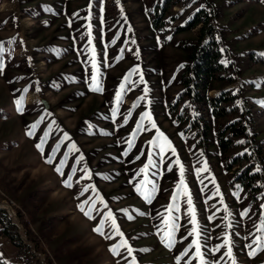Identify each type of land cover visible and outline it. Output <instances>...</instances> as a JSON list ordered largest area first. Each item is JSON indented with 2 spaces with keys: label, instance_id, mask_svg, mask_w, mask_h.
I'll use <instances>...</instances> for the list:
<instances>
[{
  "label": "rangeland",
  "instance_id": "1",
  "mask_svg": "<svg viewBox=\"0 0 264 264\" xmlns=\"http://www.w3.org/2000/svg\"><path fill=\"white\" fill-rule=\"evenodd\" d=\"M164 2L0 0V208L25 241L29 234L37 238L34 264H201L194 247L181 256L195 236H188L193 225L187 195L173 201L180 182L177 159L207 264H231L227 246L212 251L229 236L236 264H264V250L250 256L247 248L264 236L257 231L264 220V186L247 196L234 183L243 165L227 167L246 153L247 165L261 170L252 148L264 145V0H169L162 26L155 28ZM201 10L200 23L182 29ZM210 42L219 48L225 71L211 83L209 96L232 97L224 105L223 99L197 105L181 94L191 54ZM92 75L100 91L89 87ZM146 111L175 153L163 137L165 151L159 152L158 133L147 120L137 127ZM234 122L247 134L229 139L227 133L229 148L223 150L217 135ZM46 133L41 153L35 145ZM64 133L70 139L61 143ZM58 143L50 165L45 157ZM73 144L79 152H69ZM61 160L63 177L55 171ZM205 162L208 170L198 172ZM73 167L69 188L63 180ZM84 201L91 217L78 207ZM175 203L179 210H170ZM109 212L123 236L110 223L104 235L94 231ZM173 220L168 247L162 237ZM125 239L135 250L131 256L125 248L118 249L120 256L110 251ZM0 256L8 264L22 262L2 238Z\"/></svg>",
  "mask_w": 264,
  "mask_h": 264
},
{
  "label": "trees",
  "instance_id": "2",
  "mask_svg": "<svg viewBox=\"0 0 264 264\" xmlns=\"http://www.w3.org/2000/svg\"><path fill=\"white\" fill-rule=\"evenodd\" d=\"M169 0H165L162 6V13L154 19V27L159 28L162 26V19L167 11V5ZM203 10L199 11L182 29H192L199 24V15ZM202 30H206L202 28ZM211 31V29L209 30ZM191 58L193 64L188 68V71L182 76V84L185 86V90L181 93L183 96L191 97V100L197 105L206 104L207 101L217 102L222 100L223 105L229 102L232 97L219 95L218 97L211 98L209 96L211 83L216 79H222V75L225 71L224 65L220 62V50L218 47L212 46L201 48L197 53H192ZM225 109L224 106H221ZM246 130L243 126H240L238 122L229 124L223 131L218 133L217 138L219 145L223 150L229 148L227 139H233L236 137L246 136ZM210 129L208 125H205L204 135H208ZM228 133V138L224 135ZM228 139V140H229ZM254 141V140H252ZM256 158L261 162L260 171H255V164L247 165V154L235 156L234 159L229 162L228 168L235 165L242 164L243 168L235 176L234 183H237L241 189H243L247 196L255 197L254 193H258L264 186V145L257 144L253 148ZM239 163V164H238ZM0 238L6 240L8 243L16 247L18 257L22 260L21 264H34L35 262V249L39 247V242L36 237L28 236V241H25L21 237L19 227L15 220L8 214L6 209L0 208ZM33 243V244H32ZM0 264H8L0 256Z\"/></svg>",
  "mask_w": 264,
  "mask_h": 264
},
{
  "label": "snow or ice",
  "instance_id": "3",
  "mask_svg": "<svg viewBox=\"0 0 264 264\" xmlns=\"http://www.w3.org/2000/svg\"><path fill=\"white\" fill-rule=\"evenodd\" d=\"M169 39H171V37H169ZM261 55H264V53H262ZM3 67H4V65L2 63H0V70H2ZM92 67L96 68L95 62L92 63ZM137 71H138V69L134 68V69H132V73L131 74H134ZM125 79L127 80L128 77H125ZM141 81L143 82V77L142 76H141ZM89 87L93 91H100L101 90L96 75H92L91 76V82L89 84ZM121 87H123V85H121ZM146 97H147V89H145V95L143 97H141L140 99L144 100ZM118 98H119V94H118ZM16 103L19 106L21 101L17 100ZM19 110L23 111L22 108H20ZM41 119H43V118H41ZM144 120L148 121V124L150 125L151 128L156 129L158 135L155 138V145H156V148L159 149V152L163 153L165 151V144L161 142V137H163L164 141H167V137H164V134L159 131L154 119L152 118V116L150 114V112H147V111L141 114V122L137 124L138 128H141V127L144 126L143 125V121ZM35 126L36 125H32V127H35ZM28 135L31 136V135H33V133L31 131H29ZM47 135L48 134L46 133L45 137L41 138L40 142L35 145V147L41 153H44V151H45L44 144L47 142L46 141ZM181 135H183V134L181 133ZM69 139H70V137L68 136V134L64 133L63 139L61 140V143H63V140H69ZM61 143L56 144V146L51 149L50 154L45 157V162L46 163H48L50 165L54 164V162L56 160V153L59 151ZM129 143H130V146H131V142H129ZM167 145L170 148V150L173 153H175V148L173 146H171V142L170 141H167ZM73 150L79 152V149L76 147L75 144H73L69 148V152H71ZM124 155H127V153L125 152ZM66 156H67V154H65V160H66ZM83 159H84V157L82 155L79 156L76 159V164L79 165ZM136 159H140V157L137 156ZM65 160H61L59 162V164H57L55 166V171L58 174H60L62 177L65 176V172L63 171V166H64V163H65ZM149 160H151V156H149ZM176 163L178 165H180V182L176 186L177 187V191H176V193L173 196V201H178L181 194L187 195L188 199H187L186 203L188 205V214H189V217H190L189 223L193 225L191 231L188 232V236H195V239L192 241L191 244H189L188 248L185 249V251L181 254V256H186L188 254V252L194 247L195 248V255H196V257H198L200 259L201 264H207V262L204 260L203 253L201 252V247H202V245L200 243L201 231H200L199 227L197 226L195 208L193 206V201H192V198H191V194H190V192L187 191L186 183H185V181L183 179L184 168H183L182 164H180V161L178 159L176 160ZM153 166H155V165H153ZM147 168H148V165H145V167L141 168L139 170V172L143 173V172L146 171ZM207 170H208L207 169V164L205 162L204 168L198 169L197 171L200 172V171H207ZM85 171H87V169H85ZM169 171H171V168H169ZM75 175H76V168L73 167L72 170H71V174L68 175L63 180V183H64V185L66 187H69V188L73 187V184H72L71 181L73 179V176H75ZM89 175H90V173H89ZM144 186H145L144 183H141V185L137 188V191H140V189L142 187H144ZM90 187H92V186L89 185L88 187L84 188V191L87 192ZM152 190H155V188L153 187ZM217 194H219V190L218 189H217ZM146 198H149V202H150V197H146ZM87 203H88V201H84V203L78 205V207L80 208V210L86 216L91 217V211H85L84 205L87 204ZM94 206H95V202L93 201V207ZM173 207L177 211L179 210L178 203H175L174 205L170 206V210ZM261 207H264V205H262ZM247 214H248L247 211H245L243 213V215H247ZM108 223H110V226L113 227L116 230V234L117 235L123 236V233L119 231V228H118V226L115 223V218L113 217V214L111 212H109L107 214V216L104 217L103 220L99 221V224L94 229V231H96L97 233H99L101 235H104V225L108 224ZM175 230H176V224H175V221L173 220L172 224H171V231L166 232L164 234V236L162 237V239L166 242L168 247H172L173 246V244H172V233H174ZM257 231L258 232H264V220L261 221V224L257 228ZM185 239H187V236L185 237ZM253 243L256 245L255 248L253 247V244H248L247 245V248L251 249V251H249V253H248V255H250V256H255L257 251L264 250V236H257ZM225 246H227V252L225 253V255L227 257H229V259L231 260V264H236L235 256L233 254L231 236L228 237V239L226 240L225 244L219 245L218 247L212 249V251L213 252H218V251H220L221 248H224ZM119 248H125L129 256H131L133 254V252L135 251L133 249V247L128 243L127 239H125L123 241V243L121 245H119V246L113 245V247L110 249V251H112L115 255L120 256L121 253L118 250ZM180 259H181V257H177V261H179ZM132 264H135V260H133ZM212 264H217V262L214 261V262H212Z\"/></svg>",
  "mask_w": 264,
  "mask_h": 264
}]
</instances>
